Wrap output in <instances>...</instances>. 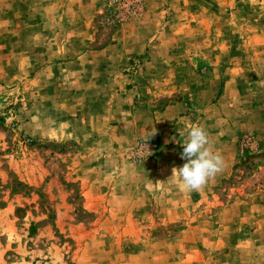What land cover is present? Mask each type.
I'll return each mask as SVG.
<instances>
[{
    "label": "rangeland",
    "instance_id": "obj_1",
    "mask_svg": "<svg viewBox=\"0 0 264 264\" xmlns=\"http://www.w3.org/2000/svg\"><path fill=\"white\" fill-rule=\"evenodd\" d=\"M2 1L0 264H264V0H141L121 23L110 0ZM64 4L98 8L87 58ZM103 69L131 102L110 108ZM196 125L225 166L189 192L171 176Z\"/></svg>",
    "mask_w": 264,
    "mask_h": 264
},
{
    "label": "clouds",
    "instance_id": "obj_2",
    "mask_svg": "<svg viewBox=\"0 0 264 264\" xmlns=\"http://www.w3.org/2000/svg\"><path fill=\"white\" fill-rule=\"evenodd\" d=\"M155 132L152 133V136ZM144 152L148 155L145 142ZM181 158L186 162L180 168L172 169V176H179L185 191H200L216 175L221 173L225 166L223 157L214 151L210 134L199 125L193 126L188 131L183 141Z\"/></svg>",
    "mask_w": 264,
    "mask_h": 264
},
{
    "label": "crops",
    "instance_id": "obj_3",
    "mask_svg": "<svg viewBox=\"0 0 264 264\" xmlns=\"http://www.w3.org/2000/svg\"><path fill=\"white\" fill-rule=\"evenodd\" d=\"M6 2L2 1V3ZM11 2H13V0H11ZM66 6V4H64ZM52 9V8H51ZM69 7H60L57 11V15L59 17V19L61 21H65V19L71 15L72 13H76L77 15H79V17L77 18L79 21H81V25H77L78 30H80V34H77L76 37L77 39H75V43L74 46L79 47V49H77V52L79 53V57H70V59H81L82 58H87V56L84 54V50L87 49L86 47H88L91 42L93 41L94 38V34H95V30H94V26H93V20L97 15L98 12V8H96V6H93V8H91L90 10L83 12L81 9L77 8V6H74V8H71L70 10H68ZM47 23V22H46ZM45 23V24H46ZM141 38H138L137 36H135V40L137 41V44L140 48L143 47V49H145L146 47V42L143 39L144 34L140 35ZM62 42L64 41H60L61 44H63ZM110 45L106 46L105 48H101V49H91V54L90 57L92 58H105L106 55L108 54V51L110 50ZM112 46V45H111ZM90 51V50H89ZM140 51V50H139ZM108 77L109 79V85H106L104 90H105V95H110V108H112V103L113 102H119L122 100H129V102H131V96H132V90L129 89V86H125V80L127 78L126 75H119L116 74L111 75L108 74V72L103 69L100 72V81L99 83H108ZM116 77V78H115ZM114 78V79H112ZM125 79V80H124ZM122 83V85H121ZM105 99V98H104ZM136 102V101H135ZM108 103V102H107ZM107 103H105L104 107L107 108L108 105ZM142 113L147 114V111L140 109L139 110V115H141ZM224 172V171H223ZM222 177V176H221ZM214 185V183H207V185L205 187L202 188L203 191L209 190L212 188V186ZM263 264V263H261Z\"/></svg>",
    "mask_w": 264,
    "mask_h": 264
},
{
    "label": "built area",
    "instance_id": "obj_4",
    "mask_svg": "<svg viewBox=\"0 0 264 264\" xmlns=\"http://www.w3.org/2000/svg\"><path fill=\"white\" fill-rule=\"evenodd\" d=\"M111 4L108 7L109 12L114 20L121 23L126 20V18L134 17L140 14L142 10L141 0H110ZM137 150L140 154L136 156L141 157L144 151V145L142 143H137Z\"/></svg>",
    "mask_w": 264,
    "mask_h": 264
},
{
    "label": "trees",
    "instance_id": "obj_5",
    "mask_svg": "<svg viewBox=\"0 0 264 264\" xmlns=\"http://www.w3.org/2000/svg\"><path fill=\"white\" fill-rule=\"evenodd\" d=\"M106 45V44H105ZM105 45H103V46H105Z\"/></svg>",
    "mask_w": 264,
    "mask_h": 264
}]
</instances>
